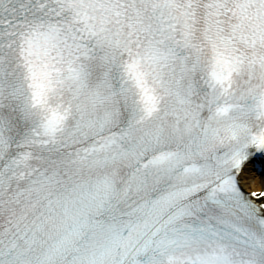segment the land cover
I'll return each mask as SVG.
<instances>
[{"label":"snow or ice","instance_id":"1","mask_svg":"<svg viewBox=\"0 0 264 264\" xmlns=\"http://www.w3.org/2000/svg\"><path fill=\"white\" fill-rule=\"evenodd\" d=\"M0 264H264V0H0Z\"/></svg>","mask_w":264,"mask_h":264},{"label":"bare ground","instance_id":"2","mask_svg":"<svg viewBox=\"0 0 264 264\" xmlns=\"http://www.w3.org/2000/svg\"><path fill=\"white\" fill-rule=\"evenodd\" d=\"M257 187L259 186V184L257 183V185H256Z\"/></svg>","mask_w":264,"mask_h":264}]
</instances>
